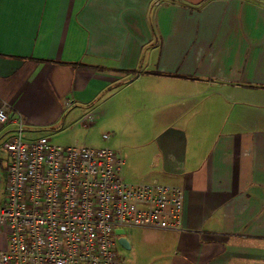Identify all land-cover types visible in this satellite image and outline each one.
Listing matches in <instances>:
<instances>
[{"label": "crops", "instance_id": "0c3cea01", "mask_svg": "<svg viewBox=\"0 0 264 264\" xmlns=\"http://www.w3.org/2000/svg\"><path fill=\"white\" fill-rule=\"evenodd\" d=\"M110 99L140 117L132 183L183 191L134 263L264 264V0H0V206L18 115L55 140Z\"/></svg>", "mask_w": 264, "mask_h": 264}, {"label": "built area", "instance_id": "2783aa9c", "mask_svg": "<svg viewBox=\"0 0 264 264\" xmlns=\"http://www.w3.org/2000/svg\"><path fill=\"white\" fill-rule=\"evenodd\" d=\"M9 110L1 103L0 126ZM16 123V134L3 144L0 264H120L118 230L181 229L179 187L128 184L119 152L60 146L48 137L25 140L20 115Z\"/></svg>", "mask_w": 264, "mask_h": 264}, {"label": "rangeland", "instance_id": "374dc122", "mask_svg": "<svg viewBox=\"0 0 264 264\" xmlns=\"http://www.w3.org/2000/svg\"><path fill=\"white\" fill-rule=\"evenodd\" d=\"M114 101L115 99H110L100 102L101 105L97 109L99 110L97 114L99 117L98 124L82 128V124L76 122L72 127L66 128L63 132L58 133V137L53 141L54 144L65 147L76 145L95 149L107 148L119 152L125 163L122 168L125 182L133 184L132 182H136L133 180V177H136V170L140 167L139 164L137 165V158L135 157L136 150L141 147V135L139 133L141 128H137L136 123L140 117L138 115H131L129 120L116 118V113H112ZM98 105L96 104L95 107ZM98 117L96 118L98 119ZM43 132L45 130L24 131L23 138L25 140H31L39 137ZM103 135H107L108 138L103 139ZM131 230L126 229L124 233L133 239V251H129L119 244L116 247L120 264H135V261L144 259L148 250V245H145L144 240L147 231H144L145 229Z\"/></svg>", "mask_w": 264, "mask_h": 264}, {"label": "water", "instance_id": "95a60500", "mask_svg": "<svg viewBox=\"0 0 264 264\" xmlns=\"http://www.w3.org/2000/svg\"><path fill=\"white\" fill-rule=\"evenodd\" d=\"M117 235H119V238H118V244L120 246H122L123 248L125 249H129V245H128V242L126 240V238L124 237V231L123 230H118L116 232Z\"/></svg>", "mask_w": 264, "mask_h": 264}]
</instances>
